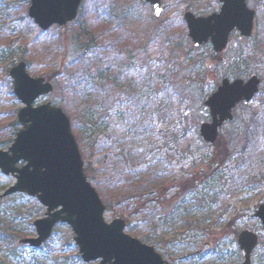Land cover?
I'll return each mask as SVG.
<instances>
[{
    "label": "rangeland",
    "instance_id": "obj_1",
    "mask_svg": "<svg viewBox=\"0 0 264 264\" xmlns=\"http://www.w3.org/2000/svg\"><path fill=\"white\" fill-rule=\"evenodd\" d=\"M31 1L0 0V149L4 152L16 138L17 132L10 125L17 121L23 108L12 83L10 88L9 72L20 62H28L30 53L24 44L28 45L37 34L31 26L30 34L21 37L27 21L20 19L27 16ZM247 2L249 9L256 12L257 0ZM90 4L99 9L100 16L91 26L92 30L101 36L99 43L107 48L95 57L98 62L108 56L107 52L117 50V44L123 52L136 53L138 62L146 58L158 61L162 52L168 53L162 45H175L188 35L186 25L181 24L186 12L198 16L207 11L211 15L221 8L220 0H162L164 11L156 19L151 8L141 0H92ZM94 16L93 12L89 16L92 22ZM72 24L54 27L38 38L35 52L40 57L33 66L27 64V72L32 78L49 81L54 91L40 98L35 106L50 104L62 109L64 82L57 73L78 56H75ZM184 29L186 32L182 34ZM255 32L257 35L256 27ZM114 40H117L116 46ZM189 43L192 45L185 38L183 53L178 54L177 62L172 58L176 66H172L170 82L157 85L159 91L162 87L170 93L173 91L176 100L171 104L163 101L167 113L160 111L155 126H144L146 114L150 113L147 104L150 89L142 82L136 89L133 105L125 110L115 105L121 96L120 90L116 92L107 85L97 108L85 116L83 125L76 131L72 128L80 151L86 153L92 166L88 181L99 193L108 191L118 196L133 195L132 189L120 182L123 177L132 179L134 187H146V181L151 179L157 185L168 186L169 194L152 202L144 216L136 215L133 202L132 206L123 204L104 215L109 224L131 219V229L126 224L125 234L152 247L167 264H242L244 257L237 237L243 231L258 235L259 246L252 254V264H264V231L255 218L264 204V36L258 42L255 37L242 41L238 33H233L228 49L216 58L213 74L208 71V66L215 61L211 46L189 55L186 54ZM251 76L261 80L259 94L249 105H239L233 111V121L220 129L219 138L228 141V151H223L227 152L224 162L215 161L211 165L212 153L223 148L208 147L200 141V126L210 123L204 103L222 80H248ZM129 110L134 111L131 116L125 112ZM111 122L114 123L110 125ZM178 126L190 127V134L178 148L165 149L160 143L159 131ZM109 130L116 138L105 139L104 133ZM149 149L155 151L154 158L145 154ZM182 152H188L187 156L183 158ZM130 156L136 160H130ZM83 162L85 167L87 163ZM193 176L199 179L195 189L174 202L175 187ZM15 184L14 177L0 171V222L12 224L9 240H0V264H84L75 236L67 225L58 226L41 249L20 244L22 239L36 237L34 223L44 218L46 209L27 195L3 198ZM103 204L106 207L104 201Z\"/></svg>",
    "mask_w": 264,
    "mask_h": 264
},
{
    "label": "water",
    "instance_id": "obj_2",
    "mask_svg": "<svg viewBox=\"0 0 264 264\" xmlns=\"http://www.w3.org/2000/svg\"><path fill=\"white\" fill-rule=\"evenodd\" d=\"M83 0H32L28 17L43 32L53 27H65L77 17ZM150 6L156 19L163 14L162 0H141ZM218 13L208 17L184 14L188 38L195 49L211 45L214 57L227 49L230 37L238 32L250 40L255 30L256 13L247 0H220ZM212 74L216 64L208 66ZM14 94L23 104L18 113L21 130L7 152L0 149V170L12 176L16 184L3 198L23 194L35 198L46 209L45 218L34 223L36 238L24 239L21 244L40 249L53 235L56 226L67 225L85 264H167L152 248L125 234L126 222L105 221L106 207L95 188L89 183L79 145L73 135L71 122L60 108L50 104L35 107L43 96L53 92V85L44 78H32L27 64L11 69ZM261 81L252 76L247 81L222 80L216 91L204 103L211 123L200 127V140L213 147L219 130L233 121V110L245 106L259 93ZM264 231V204L255 214ZM259 237L251 231L238 236V246L244 254L242 264H252V254ZM208 249V247H207Z\"/></svg>",
    "mask_w": 264,
    "mask_h": 264
},
{
    "label": "trees",
    "instance_id": "obj_3",
    "mask_svg": "<svg viewBox=\"0 0 264 264\" xmlns=\"http://www.w3.org/2000/svg\"><path fill=\"white\" fill-rule=\"evenodd\" d=\"M91 1L92 0H83L78 18L75 23L72 24V31L75 40L74 46L76 48L75 56H78L74 57L72 61L62 69L61 73H57V77L62 78L64 82V87H62L61 92L63 96L62 109L69 117L73 131H76L80 125H83L82 123L83 119H85V116L87 114H91L92 111L97 108V104L101 103L104 97V88H106L107 85H110L111 88L116 92L120 90L121 96L115 105L125 110L127 109L128 105H133V100L137 98V96L134 97L136 89L142 82H146L148 89H150V91L148 90L149 98L147 103L150 107V113L146 114V122L144 123V126H148V124L155 126L156 120L160 119L158 116L160 111L167 113V111L164 109L163 101L166 100L164 104H171L172 100H176V95L173 91L170 93L164 87H162L163 89L159 91L157 85L159 82H161L162 85L165 83L168 84L170 82L172 66H176L175 64L178 60V54H180V52L183 53L184 49L182 47V43L184 42L185 38H188V35L180 38L178 43H175V45H170V43H168L166 46L162 45L161 48L163 50H167L168 53L163 54L162 52V57L158 59V61H151L146 58L143 59L142 62H138L136 53H133L130 50L123 52L121 49H119L117 40H114L113 44H115V46L117 44L116 48L118 49L115 51H110V53L107 52L106 54L108 56H104L103 60L98 62L96 61L95 57L99 52L107 48L106 46H103L99 43L101 36L98 34L96 35L92 30L91 26L100 16L99 9L96 7L94 8L93 5L90 4ZM92 12L95 15L93 22L89 19V16ZM208 15L209 13L207 11L198 13V16L205 17ZM20 20L23 22L27 21L25 31L22 32L23 34H21V37H26L28 34H30L31 26H33V28L37 31L36 37L30 43H28V45L27 43L24 44L26 52L30 53V57L27 62L28 66L30 67L33 66L38 57H40L38 54L36 55L35 46H39L38 38L44 35V33L41 32L28 18V14L25 18ZM181 24L183 27H185L183 18L181 19ZM255 25L257 35L255 32L253 37H255V41L258 42L259 39L263 38L264 36V0H257ZM50 31L51 30H49L48 33H50ZM182 32V34H184L186 29H184ZM17 39L20 41V36ZM41 50L43 51V49ZM196 51L197 50H195L189 43L186 54L190 55ZM45 54L48 58H50L47 52H45ZM173 57L175 58V63L172 62ZM217 61L220 62L218 59ZM192 75L195 74L193 73ZM11 83L12 81H10V88H12ZM165 90L167 92H165ZM163 95L166 96V99H164ZM125 112H129V115L131 116L134 111L129 110ZM113 123L114 122H111L110 125ZM186 126H178V128L174 127L172 130H167L165 132L162 130L159 131L158 134L160 136V143L163 145V147L169 150L171 149L170 146L178 148V146L183 143V140L186 139V136L191 132V128ZM10 127L14 129V133L19 132V125L17 121L10 125ZM104 134L106 140L116 138L111 130ZM228 145V141H224L219 138L214 147L216 149H223H221L222 151L212 153L211 156L213 159H211V165H213L215 161L224 162L227 152L223 151H225V149L228 151ZM154 152L155 151L152 149H149L145 154L150 158H154ZM81 154L83 160L87 163L84 167L85 174L87 177H90L92 166L88 162L89 158L86 153L81 152ZM187 154L188 152L183 154V158L186 157ZM130 160L136 159L130 156ZM159 164L157 161L156 165L158 166ZM121 181L126 184L127 188L130 187V189H132L133 195L118 196L113 195L108 191H105L103 194L97 191L100 197H103V201L106 204V211H112L114 208L123 204L132 206L133 202L134 207H136V215L141 214L144 216V213H147L148 207L152 204V202H158L163 199L166 193L169 194V191H166L168 186L157 185L152 179L151 181H146V187H134L133 180L126 177L121 178L120 182ZM198 181L199 179L197 176H193L189 180H183L179 182L175 187L177 188V192L173 198V201L175 202V200H177V198L182 194L193 191ZM10 224L11 223H7L6 221L0 222V240H9L8 234L11 231ZM126 224L127 229L130 230L132 220H126ZM145 240L148 242L150 241L148 237H146ZM1 264L10 263L5 262Z\"/></svg>",
    "mask_w": 264,
    "mask_h": 264
}]
</instances>
